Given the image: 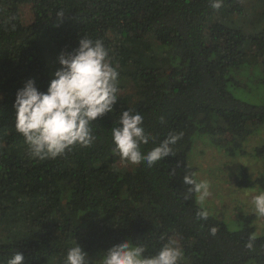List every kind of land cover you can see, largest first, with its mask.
Segmentation results:
<instances>
[{"label": "trees", "instance_id": "obj_1", "mask_svg": "<svg viewBox=\"0 0 264 264\" xmlns=\"http://www.w3.org/2000/svg\"><path fill=\"white\" fill-rule=\"evenodd\" d=\"M250 15L264 21V0H223L219 9L211 0H0V264L15 252L23 264H65L75 243L89 264H99L103 251L124 240L143 244L146 255L175 240L180 264H264L255 215L236 230L210 213L200 219L197 194L183 182L186 174L197 179L188 159L197 135L234 139V154L264 123V105L232 91L244 83L246 59L264 57V26ZM83 36L109 50L119 71L117 104L93 122L90 146L32 157L15 127L16 91L29 78L46 91L58 56ZM127 109L140 112L151 134L143 152L180 134L172 154L121 170L111 130ZM237 179L264 187L247 169Z\"/></svg>", "mask_w": 264, "mask_h": 264}, {"label": "clouds", "instance_id": "obj_2", "mask_svg": "<svg viewBox=\"0 0 264 264\" xmlns=\"http://www.w3.org/2000/svg\"><path fill=\"white\" fill-rule=\"evenodd\" d=\"M223 0H211V7L219 9ZM60 12L58 15H62ZM60 65L52 73L46 91L36 86L34 78L26 80L17 89L13 107L15 127L29 147V154L37 158H57L75 146L88 147L96 139L93 122L107 113H112L118 101L119 71L110 62L109 50L101 39L83 36L78 46L58 56ZM163 123L164 118L161 117ZM114 151L132 164L146 162L154 166L172 154L171 145L180 134H169L158 145L147 152L141 145L147 144L151 134L144 127V117L133 109L123 110L118 126L112 128ZM183 182L190 185V191L197 194L198 203L203 206L210 196V183L197 180L186 174ZM255 211L264 216V191L254 197ZM208 211L201 207L197 215L208 218ZM215 235L216 227L210 228ZM250 238L246 247L253 248ZM99 264H180L183 249L175 240L162 245L155 255H146L143 244L124 240L102 252ZM87 253L75 243L67 250L65 264H89ZM24 255L15 252L7 264H23Z\"/></svg>", "mask_w": 264, "mask_h": 264}, {"label": "rangeland", "instance_id": "obj_3", "mask_svg": "<svg viewBox=\"0 0 264 264\" xmlns=\"http://www.w3.org/2000/svg\"><path fill=\"white\" fill-rule=\"evenodd\" d=\"M24 13L29 21L30 8L26 7ZM250 19L255 24L264 26L260 16L250 15ZM239 75L244 83L232 88L233 93L246 102L264 105V84L261 81L264 78V57L259 53L252 54L246 59ZM198 136L195 137L188 159L190 165L196 168L198 181L206 180L210 183V196L202 207L224 220L232 230L240 228L244 217L253 214L255 234L263 235L264 216L256 213L254 197L264 191V187L260 183L242 187L238 185L237 178L243 169H247L248 178L264 179V150H259L264 146V123L253 126V133L247 137L241 148L234 150V154L229 150L234 139H213L210 134H205V138L197 141ZM132 165L124 160L118 166L121 170H127Z\"/></svg>", "mask_w": 264, "mask_h": 264}]
</instances>
